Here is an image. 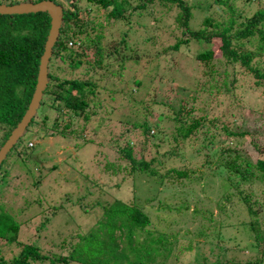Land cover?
I'll list each match as a JSON object with an SVG mask.
<instances>
[{"label":"trees","instance_id":"trees-1","mask_svg":"<svg viewBox=\"0 0 264 264\" xmlns=\"http://www.w3.org/2000/svg\"><path fill=\"white\" fill-rule=\"evenodd\" d=\"M8 1L11 2L7 4ZM41 1L43 0H0V4L14 5L20 2L38 3ZM51 1L62 7L64 18L49 63V84L44 91L38 112L26 130L33 136H51L62 140L83 141V137H86L84 135L87 132L90 117L96 114L94 111L88 112L91 103H100L105 99V92L111 95L113 92L112 87L102 85L103 77L97 75V69L103 67L106 58L112 57L113 53L118 60V65L124 69L123 65L127 61L124 56L127 52H134V49L127 45L129 33L123 36L118 41L119 43H115L112 50H104L102 46L104 30L110 23L127 24L131 29L133 23H141V16L145 15L144 11L149 8L155 12L158 10L161 13V19L171 17L172 35L176 42L164 48L162 51L164 54L168 50L179 51L182 44H187L194 38L201 44L200 52L192 59V64H197L198 69H200L199 64L207 66V69L214 67L211 65L214 59H224L225 63L233 68L231 82L227 84L225 82L227 77H224L223 87L219 88H230L233 91L231 96L234 98L236 84L241 75L249 81V85L260 96L264 97V67H261L258 62L264 55V8L253 16L245 17L242 21L237 22V19L242 18L241 16L237 19L233 17L235 11L229 4L231 0H217L220 5L227 6V13L230 14V17L227 20L219 21L209 15L206 17L203 27L199 31H194L189 27L191 7L185 0H139V3L136 4L132 0ZM101 14L105 18H101ZM141 24L140 26H143ZM50 28L51 18L47 13L0 15V149L20 123L30 105L37 84L40 59L44 53ZM175 30H177V34H174ZM150 39L153 37H147L144 42L150 41ZM215 40H219V43H215ZM203 45L206 46L204 49ZM215 45H218L221 53L219 58L216 57ZM91 53L94 54L93 58L90 56ZM138 54L137 52L128 58L134 57V60H138ZM77 70H83L87 74L93 73V75L86 79L59 76V72L73 74ZM209 73L204 72L206 75ZM220 82L217 84L219 85ZM136 85H140V82L137 81ZM198 99L199 96L195 94V91L193 93L187 91L186 98L180 105L177 104L179 102L170 104L169 101L158 100H153L150 103H136L149 115L153 108V112L156 111L155 106H160L157 110L163 112V119L155 122L145 119L141 123L134 124L135 128L141 129V144L153 142L151 147L156 156H152L151 160L144 159L143 153H137L129 142L124 147L120 144L115 147L119 155L126 158L131 165L132 172L127 171L125 176L127 178L124 177L125 183L127 181L129 183L130 179L135 180L138 175H144V180H154L157 183L156 188L148 195L151 197L140 200L138 199L140 194L137 193L132 182L131 192L136 201L132 205L120 200L108 204L107 198H101L98 201L92 200L96 204L83 202L88 195L111 196V191L104 187L99 192L95 191L94 195L93 185L98 186L99 184L91 181L87 175H82V182L77 185L78 196H70L73 193H67L62 197L57 196L55 204H52L46 199L47 196L45 197L43 192L46 189H51L55 183H51L50 187H46L43 183L46 182L45 179L49 178L50 174L58 171L60 166L55 163L48 169L45 168L46 166L42 163L45 162L48 155L41 158L37 151L40 145L43 147V142L37 141L35 146L30 148L21 143L23 137L20 138L0 166V240L15 243L22 229H28L31 226L29 223L32 221H38L40 222V225L37 226L38 237L36 239L38 241L43 242V233L50 229L49 231L53 234L48 235L47 238L49 236H53L54 239L61 237V240L58 239L59 243L62 242L59 244L61 249L66 248L65 244L72 241L71 251L67 255L53 254L54 258H52L51 255L41 253L39 247L32 242L23 245L20 252L13 256L11 261H6L4 257L0 256V264H35L36 262H50L51 264H180L184 259L191 257L192 261L198 264H239L234 259L220 261L225 259L226 253L232 256L233 253H236L231 249L226 248L216 254L215 248H210L209 254L216 256V261H210L209 254H204L203 257L197 256V253L194 252L197 245H205L207 242L202 243L189 239L196 245L189 242L187 246H181L177 234L147 229L148 225H151V219L142 209L144 205H149L151 208L156 207L155 211L165 210L170 214L172 211L187 213L195 204L193 207L195 218L202 215L203 221L208 220V223H201L202 227L198 230L201 235L206 232V229L212 227V232H219L217 241H220V238H223V235L228 232L229 235H233L229 236L230 238L237 235L245 237L247 244L251 246L254 245L253 240L260 239L262 236L257 230V218L260 215L261 207H264V199L261 200V197L257 196L260 194L258 190L257 194L254 193L259 185L262 187L260 191L264 194V137L251 134L249 143L251 149H247L248 153L230 144L225 147L215 146L219 138L224 135L223 132L228 140L238 143L249 133L245 132V134L233 130L231 127L229 131L222 120H210L208 113L197 119L195 114L198 111L194 107ZM153 118L156 117L153 116ZM165 120L169 122L168 126H166ZM153 129H156L157 133H151ZM201 133L204 135L203 143L194 151L197 158L203 159L201 166L210 171L208 175L211 176L208 178L211 182L209 181L210 184L206 189H200L202 185L194 177L201 176L203 178L207 172L200 173L198 169L186 164L188 159L179 150L180 146L197 139ZM165 139L171 140L177 148L163 146ZM73 144H76L78 150L84 147H80L77 142ZM64 163L66 167L73 164L69 161ZM68 176L69 174L62 175L65 180L68 179ZM217 176L221 177V183H212L213 178ZM26 182L29 184L28 187L32 186L29 188L31 193L29 192L28 196L34 197L29 200L23 198L24 209H16L14 206L16 202L9 200L7 196H18L22 192V184ZM186 182L199 187L198 194L203 192L205 197L198 199L200 196L198 195L195 198L197 201L194 203L183 198V196H188L189 190L181 193L178 192V188L185 187ZM122 183L124 182L120 181V187ZM129 186L130 184L127 185L125 191L129 189ZM23 188L27 189L24 186ZM80 188L87 191L84 192ZM213 189L227 191L217 196L216 193H212ZM191 191V194L196 192ZM165 193L166 196H173V198L179 196L181 199L171 208L170 204L162 201L161 196H164ZM81 194L85 196H80ZM109 198L117 199L118 197L111 196ZM155 201H157V206L154 204ZM10 203L12 209L9 211ZM27 203L28 205H26ZM83 206H86L87 209H83ZM80 207L82 214L78 211ZM214 207H219L222 210L224 218L213 217ZM14 209H16V215L13 214ZM66 210L74 215L81 214L79 216L95 212V215L92 214L93 219L88 221L85 228L83 220H81L82 222L75 221L74 224L66 223V227L69 225H71L70 228L72 227L68 232L76 233V242L73 241V238L70 241L67 240V229L63 227L64 222L58 219V217L62 219L61 213L64 214ZM25 214L28 215V220L23 219ZM64 229L66 233L61 234ZM58 242L46 239V246L53 247L58 245ZM235 250L240 252L238 249Z\"/></svg>","mask_w":264,"mask_h":264},{"label":"rangeland","instance_id":"rangeland-1","mask_svg":"<svg viewBox=\"0 0 264 264\" xmlns=\"http://www.w3.org/2000/svg\"><path fill=\"white\" fill-rule=\"evenodd\" d=\"M185 1L191 7L189 18V27L191 30L199 31L203 27L206 17L209 15L219 21L227 20L230 17V14L227 13V6L220 5L217 3V0ZM10 2L11 1H8L6 3L9 4ZM132 2L136 4L139 3V0H132ZM229 4L233 6L235 11L233 17L237 19L241 16L242 18L237 19V22L242 21L245 17L253 16L257 11L264 8V0H231L229 1ZM144 12L145 15L141 16L140 19L141 23H145H140L143 26L133 23V26L129 29L127 24L110 23V25L107 26V29L104 30L102 42L104 50H112V46L115 43H119L118 41L129 33L127 45L128 47L130 46L133 48L134 52H127L124 56L127 59L126 63L123 65L124 69L118 65V60L114 53L112 57L106 58L103 67L97 69V75L103 77L102 85L112 87L111 89L113 92L112 95L105 92V99L100 103H91L88 112L94 111L96 114H93V116L91 115L90 117L88 122L89 125H87L88 127L86 129L87 132L84 135L86 137H83V139L81 138L83 141L70 139L62 140L51 136H33L29 131H26L22 138L21 143L30 148H33L37 141L43 142V147L40 145L37 148V151L41 158L48 155L46 157L47 159L44 160L45 162L42 163L46 166L45 168L48 169V167H51L55 163L60 166L58 171H54L50 174L49 178L45 179L46 182L43 183L46 187H50L51 183H55L51 189H46L43 192V194H45L44 196H47L46 199L52 202V204H55L54 201L57 196L62 197L67 193H73L70 196H78L77 190L79 189H77V185L82 182V175H87L91 181L99 184L98 186L93 185L92 191L94 195L96 194L95 191L99 192L104 187L111 191V196L118 197L117 199H113L109 198L111 196L88 195L83 202L96 204V202H92V200L98 201L101 198H107L108 204H112L115 200H120L126 204L132 205L135 201V196H133V193L131 192L132 182L134 183L133 187H136L137 193L140 194V197H137L138 199L146 200L151 197L148 195H150L152 190L156 188L157 183H155L154 180H144V175H138L135 180L130 179L129 183L128 181L125 183L124 177L127 175V171H129V173L132 172L131 165L126 158L121 154L119 155L115 148L118 144L124 147L127 142H129L130 146H133L137 153H143L144 159L147 161L151 160L152 156H156L155 153L153 154L154 151L151 147L153 142L145 145L144 143L141 144V129L135 128L134 124L141 123L145 119L152 122L159 121L161 118L163 119V112L157 110L160 106H155L156 111L153 112V108L150 111L151 115H149V113L145 112L142 107L138 106L136 103H150L153 100H158L164 102L169 101L170 104L179 102L177 104L180 105L182 100L186 98L187 91L191 93L195 91V94L199 96V99L195 103L196 106L194 107L198 111L195 114L197 119L208 113L210 114V120H222L229 131L231 127L233 130L249 133L248 136H245L238 143L228 140L225 137V132H223L224 135L219 138V141L216 142L215 146L225 147L230 144L239 150L248 153L247 149H251V144H249L251 134L257 137H264V97L260 96L258 92L249 85V81L245 80V78L240 75L239 81L236 84L234 98L231 96L233 91H231L230 88H219L223 87L222 83L225 81L224 77H227V80L225 81L227 84L231 82L234 70L231 65L225 63L224 59H214L211 64L214 67H209L208 69L207 66L199 64L200 69H198L197 64H192V59H194L200 52L201 44L194 38L187 44H182L179 51L174 52L168 50V52L164 54L162 52L163 49L176 42L172 35L173 26L171 25V17L169 16L168 18L161 19V13L158 10L156 12L153 11L152 8H149ZM101 18H105L103 14H101ZM157 26L161 27L157 29ZM174 34H177V30H175ZM147 37H153V39L144 42ZM215 43H219V40H215ZM218 45H215L214 49L216 57L219 58L221 53L218 49ZM205 47L206 46L203 45V49ZM137 52L139 53L138 60H134V57L131 59L128 58V56H134ZM90 56L93 58L94 54L91 53ZM258 62L261 67H264V55L261 60H258ZM83 70H77L73 74L59 72V76L62 78L74 77L86 79L93 75V73L87 74L83 72ZM205 71L210 73L206 75L204 74ZM213 71L215 73L214 76ZM220 73H223V75H220ZM137 81L140 82V85L138 86L136 85ZM219 82L220 84L218 85L217 83ZM181 89L183 90L180 92L177 91ZM112 96L114 97L113 99ZM153 116L156 118H153ZM164 122L166 126H168L169 122L166 120ZM153 132L157 133V130L153 129L151 133ZM36 138L38 139L36 140ZM203 139L204 135L201 133L197 139H193L184 146L179 147V150L182 151V154L188 159L186 164L198 169L200 173L207 172L206 175H203V178L201 176L194 177L200 181V184L202 185L200 189H206L211 182L208 178V176H211L208 175L210 171L205 170V168L201 166L203 159L200 157L197 158L196 152L194 151L195 148L202 145ZM75 142H77L80 147H84L78 150L76 144H73ZM163 146L177 148L175 143L167 139L164 140ZM161 153H164V151H161ZM67 161L73 162V164L67 165L66 167L64 162ZM80 172L82 173L80 174ZM60 173L63 176L69 174L68 179L65 180ZM213 179L212 183L215 182V184H220L222 181L219 176L214 177ZM120 181L124 182L121 184V187L119 184ZM128 184H130L129 189L125 191ZM22 185L25 188L27 187V189H24L22 186V192L18 196H7L9 200L14 201V203L16 202L14 206L16 209L20 208V210L24 209L23 198L29 200L31 197H34L28 196L29 192L31 193L29 188L32 186L28 187L29 184L27 182ZM261 188L262 187L258 185L254 194H257L258 190L260 194L257 196H260L261 200H263L264 194L260 191ZM178 189V192L180 191L181 193H185L189 190L187 194L188 196H183V198L193 203L197 201L195 198L198 195H200L198 196V199L205 197L203 192L198 194L199 191L197 189H199V187L193 186L187 182L185 187H179ZM191 190H194L197 193L194 192V194H191ZM83 191L85 192L87 190L83 189ZM226 191L227 190L213 189L212 193H216L218 196V194H223ZM80 196L85 195L81 194ZM165 196L166 193L164 196H161L162 201L170 204L171 208L181 199H179V196H174V198L173 196H166L165 198ZM28 203L26 205H28ZM154 204L157 206V201H155ZM86 205L89 206L88 203H86ZM194 206L195 204L192 205L187 213H184L183 211H172L170 214L168 211H155L156 207L151 208L149 205H144L142 209L146 211L151 219V225H148L147 229L163 230L172 234H177L178 239L181 241V246H187L190 242L189 239L202 243L207 242L205 245H197V248L195 247L194 252L197 253V256H203L204 254L208 255L210 253V248H215L214 251L216 254L220 253L223 249L228 248L236 253L232 252L233 256L226 253L225 259L220 260L221 262L234 259L239 264H264V207H261L260 215L257 218V230L262 236L260 239L253 240L254 245L251 246L247 244V239L245 237L237 235L234 238H230L229 236L233 235H229L228 232H226V235H223V238H220V241H217V235L219 232H212V227L206 229V232L201 235L198 232L202 227L201 223H208V220L206 219L203 221L202 219L204 218L202 215L201 217L199 216L195 218L196 215L193 214ZM11 209L12 204L10 203L8 205V210L10 211ZM16 209L13 211L14 215L17 214ZM83 209H87V207L83 206ZM78 211L82 214L81 207L78 208ZM90 213L91 214L79 216L81 214L74 215L66 210L64 214L61 213L63 221L60 217H57L59 221L64 222L63 227H65L68 232L72 227L70 228L71 225L68 226L69 228L66 227V223L70 222L74 224L75 221L82 222L81 220H83L85 222V228L88 225V221L93 219L92 214L95 215V212ZM212 214L214 218H224V213L219 207H214ZM28 218L27 214L23 215L24 220H28ZM29 224L31 226H29L28 229L21 230L15 243L0 240V256L4 257V260L11 261L13 256H16L20 252L23 245L32 242L39 247L41 253L51 255L52 258H54L53 254L67 255L71 251L72 241L70 240L73 238L74 242L77 241V238L75 237L76 233L73 231L70 233L68 232L66 237L70 243L65 244L66 248L61 249L59 244L62 242H58V239L60 238L61 240V237H58L56 233L55 235L58 239H54L53 236L47 238L48 235L53 234L49 231L50 229H47L43 233L44 241H38L36 239L38 237L37 226L40 225V222L32 221ZM56 230H54V232H56ZM63 233H66L65 229L64 231H61V234ZM46 239H48V241H57L58 245H54L53 247L51 245L46 246ZM190 243L194 244L193 242ZM235 249L240 250V252ZM208 256L211 257L209 258L210 261H216L215 255L209 254ZM191 258L184 259L183 263L180 262V264H198L193 262ZM35 264L51 263L36 262Z\"/></svg>","mask_w":264,"mask_h":264},{"label":"water","instance_id":"water-1","mask_svg":"<svg viewBox=\"0 0 264 264\" xmlns=\"http://www.w3.org/2000/svg\"><path fill=\"white\" fill-rule=\"evenodd\" d=\"M31 13H47L51 18V28L45 43L44 53L40 59L37 84L32 100L24 117L0 149V166L7 154L18 143L20 138L23 137L31 121L38 112L44 91L49 84V63L64 18L62 7L51 0H43L38 3L22 2L14 5L0 4V15H23Z\"/></svg>","mask_w":264,"mask_h":264}]
</instances>
